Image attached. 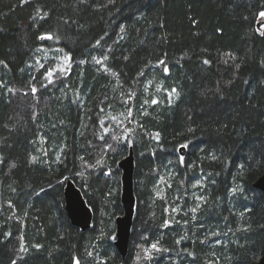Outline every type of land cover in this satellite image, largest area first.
<instances>
[{
  "label": "trees",
  "instance_id": "trees-1",
  "mask_svg": "<svg viewBox=\"0 0 264 264\" xmlns=\"http://www.w3.org/2000/svg\"><path fill=\"white\" fill-rule=\"evenodd\" d=\"M262 12L264 0H0V264H258ZM52 49L71 67L49 83ZM150 81L162 86L155 104ZM42 139L64 147L62 160L42 156ZM131 144L137 205L123 259L118 162ZM68 179L94 212L88 231L67 216ZM152 243L161 251L148 259Z\"/></svg>",
  "mask_w": 264,
  "mask_h": 264
},
{
  "label": "water",
  "instance_id": "water-1",
  "mask_svg": "<svg viewBox=\"0 0 264 264\" xmlns=\"http://www.w3.org/2000/svg\"><path fill=\"white\" fill-rule=\"evenodd\" d=\"M264 17H260L257 22V28L264 32ZM183 146V145H182ZM180 147L182 156L186 155L187 147ZM121 168V202L123 205V214L116 218L114 244L123 259L127 257L130 250L135 215H136V155L134 145H130L128 154L119 161ZM255 188L264 192V173L255 181ZM65 209L71 223L79 227L82 231L91 229L94 220V212L89 206L82 189L73 179H68L64 187ZM258 264H264V254Z\"/></svg>",
  "mask_w": 264,
  "mask_h": 264
},
{
  "label": "rangeland",
  "instance_id": "rangeland-1",
  "mask_svg": "<svg viewBox=\"0 0 264 264\" xmlns=\"http://www.w3.org/2000/svg\"><path fill=\"white\" fill-rule=\"evenodd\" d=\"M49 57H53V59H55V64H56L55 69L57 70L63 69V71H61L63 74L69 72L71 67V60L69 59V56H67L63 51H60V49L49 50L47 51V53H45V58H49ZM161 90H162V86H160V83L153 81H150L148 83L147 91L148 92L153 91L155 95L154 100H156L157 102L161 101L163 98V94ZM130 140H132V137L127 136V141ZM41 143H42L41 150L43 151V155H42L43 157L53 155L54 157H56V160L58 161L62 160L64 147H62L60 150L56 152L55 148H57V146L55 145L54 141L50 139L48 141L46 139H42ZM106 173L109 176L110 170ZM165 183H166V177L164 174H161V179L157 182V187H159V190H161V194L166 193L167 188L165 186ZM114 227L116 228V222L114 223Z\"/></svg>",
  "mask_w": 264,
  "mask_h": 264
},
{
  "label": "snow or ice",
  "instance_id": "snow-or-ice-1",
  "mask_svg": "<svg viewBox=\"0 0 264 264\" xmlns=\"http://www.w3.org/2000/svg\"><path fill=\"white\" fill-rule=\"evenodd\" d=\"M260 16L264 17V12L260 13ZM41 19H43V17H41ZM261 28H264V25H261ZM121 31H123V29H121ZM40 38H41V39H53V37H52L51 34H45V36H42V37H40ZM97 44H99V41H97ZM60 51H62V50H60ZM69 59H70V57H69ZM104 59L106 60L107 57L105 56ZM97 63H102V61L97 60ZM161 63H162V62H161ZM205 63H207V61H205ZM105 67H106V66H105ZM57 71H63V69H59V70H57V69L50 68V69L47 71L46 76H47V78H49V83L52 82V78L54 77V75H55V73H56ZM158 90H159V89H158ZM171 91H172V92H175L176 89H172ZM32 92H33V94H35L36 89L33 88V89H32ZM169 95H171V93H170ZM124 103H127V101H125ZM152 103L155 104V103H157V101H156V100H153ZM101 111H104V110L101 109ZM122 115H123V114H122ZM131 116H132V110H131V108H129V109H128V116H127V118L130 119ZM111 119L116 120L117 118H116V117H112ZM119 123H122V121H118V124H119ZM100 125H101V128L104 127V121H103V120L100 121ZM104 132L107 133V132H108V129H107V128H104ZM123 138H124V139H127V136H125V137H123ZM156 138L158 139V134H157ZM100 139H103V136H101ZM113 139H114V140H119V139H121V137H119V136H113ZM108 147H111V145H109ZM182 147H185V148H186L187 145H183ZM33 159H35V157H33ZM180 159H181V162H183V157H181ZM233 191H236V189H233ZM192 211L195 212L196 209H192ZM167 223H168V222L165 223V226H167ZM153 251H157V252L161 251V249L158 247V243H152V244H150L148 247L144 248V255H145V257L148 258V259H151V258H152V257H151V253H152ZM138 259H139V257H138Z\"/></svg>",
  "mask_w": 264,
  "mask_h": 264
},
{
  "label": "bare ground",
  "instance_id": "bare-ground-1",
  "mask_svg": "<svg viewBox=\"0 0 264 264\" xmlns=\"http://www.w3.org/2000/svg\"><path fill=\"white\" fill-rule=\"evenodd\" d=\"M119 163V162H118ZM118 167H119V164H118ZM120 171L122 172L121 168L119 167ZM121 183V182H120ZM68 216V215H67Z\"/></svg>",
  "mask_w": 264,
  "mask_h": 264
}]
</instances>
